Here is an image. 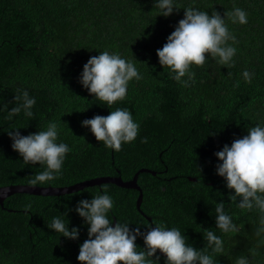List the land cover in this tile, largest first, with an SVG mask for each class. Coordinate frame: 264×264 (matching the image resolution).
<instances>
[{"label":"trees","instance_id":"trees-1","mask_svg":"<svg viewBox=\"0 0 264 264\" xmlns=\"http://www.w3.org/2000/svg\"><path fill=\"white\" fill-rule=\"evenodd\" d=\"M160 0H0V186L29 184L46 170L45 164L25 163L12 148L8 132L22 136L58 124L57 143L66 144L58 179L38 186H64L99 176L129 180L140 168L137 184L142 192L113 183H101L61 195L14 193L0 205V264H80V246L87 240L90 225L75 211L82 200L97 194L113 199L108 212L112 226L129 224L147 233L154 223L177 228L186 242L198 251L207 247L204 232L212 230L223 241V251L212 253L214 264H236L245 257L250 264H264V234L255 235L261 213L240 209L229 197L226 179L217 174L222 162L215 155L243 138L255 126L264 127V0H173V14L164 17ZM193 7L225 19L236 41L229 64L206 55L202 67L190 66L195 80L185 87L161 66L157 50ZM240 8L247 23H233L225 13ZM118 53L137 68L141 79L131 80L124 100L108 106L84 88V65L93 56ZM252 74L245 81L243 72ZM188 78L183 77L182 81ZM239 83V87L235 85ZM17 89L35 98L32 117L23 110L7 119L15 105ZM7 105V110H3ZM117 108L128 110L139 124L137 138L122 144L119 152L96 140L82 122L107 117ZM147 139V143L142 140ZM152 171L154 173H152ZM240 229L223 233L216 224V204ZM31 208L25 210V205ZM63 216L68 229H79L71 240L49 226ZM145 216L151 218L148 220ZM114 224V225H113ZM139 250H146L142 236ZM259 245V247H257ZM256 249L258 255L252 256ZM158 264H167L159 250ZM156 257H152L155 260Z\"/></svg>","mask_w":264,"mask_h":264},{"label":"clouds","instance_id":"clouds-1","mask_svg":"<svg viewBox=\"0 0 264 264\" xmlns=\"http://www.w3.org/2000/svg\"><path fill=\"white\" fill-rule=\"evenodd\" d=\"M157 7L163 10V16L169 17L176 9L173 0H160ZM233 23L246 24L247 13L240 8L225 13ZM235 43V36L231 35L220 14L213 11L211 16L207 12L199 11L193 7L185 10V15L178 26L167 38L162 49L157 50L161 66L168 67L175 74L173 79L182 82L185 87L195 80V73L190 71L191 65L202 67L206 63V55L218 57L219 63L229 64L236 54V48L228 46L227 42ZM187 76L186 81H182ZM245 81L251 82L252 74L247 70L243 72ZM141 79L137 68L130 61L121 58L118 53L110 54L108 51L91 57L84 65L80 82L84 88L96 99L105 102L108 106L125 99L128 84L133 79ZM239 87V83L235 85ZM36 100L29 96L25 90L17 89L15 105L8 111L7 119L18 115L22 110L27 117H32L31 109ZM3 110H7V105ZM82 127H90L96 140L110 149L119 152L122 144L133 142L139 132V124L134 122L131 113L126 109L117 108L107 117L95 116L82 122ZM12 139V148L17 151L25 163L45 164L46 170L40 172L29 180L30 185L43 184L59 178L64 158L70 152L64 143H57L58 124L49 123L47 130L36 134L22 136L19 130L8 132ZM147 143V139L142 140ZM221 164L217 165V174L226 179L227 188L234 190L235 195L230 196L232 202L240 198L237 206L242 210H259L261 213L260 226L255 235L264 234V127L255 126L248 130L243 138L233 141L231 146L225 145L223 150L215 154ZM97 194L91 201L82 200L75 211L88 225V239L80 246L77 257L80 264H158L159 250L167 258V264H214L212 253L223 251V241L214 231L204 232L207 247L198 251L186 242V237L177 228L168 229L163 222H153L147 233H141L140 227L130 230L127 223H116L108 218V212L113 208V199L107 194ZM31 204L25 205V210ZM216 224L223 233H236L240 229L233 223L232 217L225 212L223 203L216 204ZM63 216L54 217L50 228L63 237L71 240L78 239L79 229H68V221ZM142 236L146 250H139L136 239ZM264 243V240H261ZM259 247V245H257ZM256 256V249L251 250ZM152 257H156L155 260ZM236 264H250L245 257H240Z\"/></svg>","mask_w":264,"mask_h":264},{"label":"water","instance_id":"water-1","mask_svg":"<svg viewBox=\"0 0 264 264\" xmlns=\"http://www.w3.org/2000/svg\"><path fill=\"white\" fill-rule=\"evenodd\" d=\"M143 171H150V170L147 168H140L134 173L132 178L129 180H123L120 176H99V177L81 180V181H78V182H75L69 185L58 186V187L38 186V185L33 186V185H28V184H10V185H5V186H0V205L2 206L3 200L7 196L14 194V193H27V194L41 195V196H48V195L56 196V195H61V194L71 193L77 190H81L87 186L99 185L101 183H113L122 188H132V189H136L139 191V194L136 198V208L140 213L143 214V212L140 209L142 192H141L139 185L137 184L138 174ZM152 173L154 172L152 171ZM145 217L148 220H151L150 217L148 216H145Z\"/></svg>","mask_w":264,"mask_h":264}]
</instances>
